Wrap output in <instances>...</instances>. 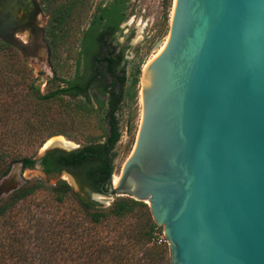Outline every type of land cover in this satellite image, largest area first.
<instances>
[{"label": "water", "instance_id": "95a60500", "mask_svg": "<svg viewBox=\"0 0 264 264\" xmlns=\"http://www.w3.org/2000/svg\"><path fill=\"white\" fill-rule=\"evenodd\" d=\"M26 2L0 0L3 42ZM141 74L135 143L101 195L146 203L170 264H264V0H175Z\"/></svg>", "mask_w": 264, "mask_h": 264}, {"label": "trees", "instance_id": "16d2710c", "mask_svg": "<svg viewBox=\"0 0 264 264\" xmlns=\"http://www.w3.org/2000/svg\"><path fill=\"white\" fill-rule=\"evenodd\" d=\"M87 1L64 0L58 2V0H54L49 3L48 0L46 2V11L50 17L47 36L51 47V63L56 56L54 54L56 47L66 42L67 24L73 16L74 9L78 5H86ZM106 1L101 0L97 5V9L101 13L100 16L104 19L108 17L109 13L116 15L117 12H121L117 17V22H123L126 18L125 3L127 1L121 0V3L118 4L116 1L109 2L102 7ZM92 18L91 26L100 21L96 12L93 13ZM116 25L117 23H114V26ZM105 33L109 34L106 31ZM83 34L88 35V31H82L78 48ZM13 51L14 53H12ZM0 54L9 56L7 63H0V181L9 174L15 163L20 164L24 170L34 168L40 161V166L45 174L59 171L63 167L79 168L83 166L85 168L83 185L95 192H99L101 187L107 190V178L111 168L107 158L103 157L107 156L109 148L115 147L120 135L115 114L120 109L122 99L128 97L133 100L137 96L136 87L139 82L140 66L133 67L132 76L128 81L124 72L126 60L123 54L109 57L102 54L103 57L99 60L90 63L86 61L85 66L91 68L92 74L87 75L86 82L83 83L79 72L81 57L78 51L75 76L71 79L53 78L52 82L63 83L66 86L58 87L41 95L39 86L36 84H32L29 91L18 89L16 84L11 85L12 78L7 81L2 74V69L12 72L14 63H19L16 58L17 53L15 49L0 40ZM98 76L101 77V85L97 92L101 96L105 95V100L98 99L97 92L90 93ZM127 81L129 82L128 86H126ZM28 94L38 104L67 97L70 102L66 106L71 107L70 113L79 114L84 118L95 117V124L97 123V129L101 130L102 135H88L85 145L69 154L48 152L40 159L21 156L17 151L20 142L26 140L27 143H33L40 137L41 129L39 128L43 126V123H40L41 127L36 126L35 123L23 125L22 132L12 126L13 119L9 116L11 113L8 111L11 109L24 110L25 107L22 108L18 104L19 102L21 104ZM24 130L29 132H24ZM41 188H44L41 183H26L6 197L0 198V264H59L60 261L56 263L58 257L65 258L66 256L67 258V254L70 252L72 235L76 241L78 240L82 244V241H86L87 234L90 245H88V250L80 247L86 252V255L81 254L83 256H81V264H129L128 259L124 262V257L129 254L131 248L132 251H136L137 255H141L140 258H136L133 264H161L164 262L166 243L162 239L161 228L148 215L146 203L124 197L116 200L109 209H98L95 201L75 192L65 181H58L48 187L50 197L37 204L40 210L62 207L64 212L60 216L54 215L49 219L43 216L37 217L32 233H29L28 230L20 232L19 213H16L13 206L18 202L29 200ZM128 217L134 219V224L129 228L132 239L130 245H121L119 249L116 247L112 249L105 245L102 239L94 237L102 225L112 220L122 221ZM75 226L85 229L83 230L85 238L80 233L72 234ZM159 239L162 242H159ZM61 263L65 264V262Z\"/></svg>", "mask_w": 264, "mask_h": 264}, {"label": "rangeland", "instance_id": "374dc122", "mask_svg": "<svg viewBox=\"0 0 264 264\" xmlns=\"http://www.w3.org/2000/svg\"><path fill=\"white\" fill-rule=\"evenodd\" d=\"M64 0H58L63 2ZM101 0H88L86 5H78L74 9L73 16L68 20V35L66 42L57 46L53 58V63L47 64L44 53L41 52V57L32 55H23L19 51L15 52L16 58L19 63H14V68L9 70H3L2 74L7 79H11V85H18V89L28 90L32 84L39 86L41 95H45L48 92L55 90L58 87H65L63 83L52 82L53 78L59 77L62 79H71L76 74V57L78 52V45L82 31L87 27L96 6ZM126 18L120 26V30L116 35V41L114 42L115 48L123 54L126 63L124 65V72L127 80L129 81L133 73V67L140 66V74L143 70V66L148 62L157 52L159 47L163 44L169 33V25L171 14L174 6V0H126ZM49 15V13L47 12ZM14 53V51L12 52ZM8 55L0 54V63H7ZM0 64V67H1ZM149 64V63H148ZM79 72L82 75V63L79 67ZM139 74V82L136 87V98L131 100L128 97H124L120 104L119 111L115 114L118 120V129L120 133L119 142L116 144L113 151V175L121 171L125 161L128 159L132 148L135 143L142 101H140V89L141 81ZM127 85L128 86V82ZM127 88V87H126ZM21 93V92H20ZM24 93V92H23ZM25 94V93H24ZM20 98V97H19ZM94 102V100L92 99ZM70 100L67 97H62L61 100L47 101L38 104L31 95L24 97L23 102L19 106L24 110L11 109L8 113L13 119L12 126L16 129H20L22 132V126L27 124H34L40 126L43 123L39 133V138L34 140L33 143H27L26 140L20 142L17 151L21 156L39 158L44 154L43 149L47 151L53 149H66L56 146H50L53 140L66 141L72 147H82L85 145L86 137L88 135L99 136L102 135L101 130L97 129V123L95 124V117L87 118L79 114L73 115L70 113V106H66ZM95 103V102H94ZM17 105V104H16ZM15 105V107H17ZM26 128V127H24ZM24 132H29L24 130ZM102 140V139H101ZM69 141V142H68ZM14 168V165L12 169ZM65 177L64 173L61 174V178ZM16 180L19 185L23 186L26 183H41L44 188L38 190L34 195L25 202L16 203L13 208L16 213H19L18 227L20 232L28 230L32 233L33 224L37 217L43 216L49 219L54 215H61L64 212L62 207H53L50 210H40L37 204L48 199L50 193L47 190L48 187L54 185L56 181L53 178L47 179L38 169H24L18 165L16 167ZM68 180V178H67ZM75 192L80 194V188L78 185L73 184L71 181H65ZM6 197L5 195L0 198ZM124 197L119 195H109L104 198L102 195L95 199L98 209H109L113 203L118 199ZM148 215L151 217L150 211L147 207ZM73 220V219H72ZM134 224L132 217L125 218L122 221L112 220L105 225H102L98 229V233L94 237H99L104 241L105 245L114 249H119L121 245H130L132 239L129 233V228ZM72 226L74 224L72 223ZM77 227V228H75ZM74 227V233H80L84 238V228L80 226ZM161 228V227H160ZM162 237L163 231L161 228ZM88 239V234H87ZM82 241V244L73 237L70 242V252L67 254V258H60L56 260V263L60 261L65 264H81V254L86 255L82 249H89L90 241ZM82 247V249L80 248ZM167 250L164 254V262L161 264H170L169 248L166 243ZM131 248V247H130ZM136 251H132L125 255L124 262L128 259L129 264H133L136 258H140V254L137 255ZM83 257V256H82Z\"/></svg>", "mask_w": 264, "mask_h": 264}, {"label": "flooded vegetation", "instance_id": "af4514ba", "mask_svg": "<svg viewBox=\"0 0 264 264\" xmlns=\"http://www.w3.org/2000/svg\"><path fill=\"white\" fill-rule=\"evenodd\" d=\"M47 1L48 0H27L26 5L23 4L24 5L23 7L25 8L24 12L21 11L18 14L19 22L17 26L10 31V40L13 41L15 44L5 43L2 40L1 41L11 46L16 51H19L23 55H32L36 57L37 56L41 57L40 53L43 52L47 64L50 65L51 47L49 45L48 36H47V28L50 17L46 11ZM52 1L54 0H49V3H51ZM114 1H116L117 4L121 3V0H107L106 2L103 3L102 7L106 6L109 2H114ZM94 12H96L97 16L99 15L100 21L95 23L94 26H91L93 20V18L91 17L92 19H90L89 23L87 24V27L83 30V31H88V35L83 34L81 44L78 48L79 56L81 57V63H82V75L80 74V78H82L83 83L86 82L87 75L92 74L91 68H89V66H85L86 61L90 63L95 60H99L103 57L102 54H104L106 57L120 54V52L115 48L114 42L116 41V35L119 32L120 26L122 24V22H117V17L121 14V12L120 13L117 12L116 15L109 13L108 17L104 19L100 16L101 13L97 9V6ZM114 23H117V25L114 26ZM105 31L108 32L109 34L105 33ZM110 32H112L113 34ZM100 79L101 77L99 76L98 78H96V80L92 85L93 88L90 90V93L97 92V89L101 85ZM96 94L98 99H102V100L106 99L105 95L101 96L98 92ZM120 137L121 136L119 135L117 143L119 142ZM114 148L113 149L109 148L107 152V156L104 155L103 157V158H107L109 166L111 168L110 173L112 174H113L112 159H113ZM78 149L79 147L73 150L53 149L45 152L42 156L36 159L42 158L48 152H60L63 154H69ZM54 155L55 153L53 154V157ZM31 169H38L41 173H43L45 178L47 179L53 178L56 181V183L58 181H71L73 184L78 185L81 193L84 196L90 198L93 201L95 195H101L102 190H105L103 187H101L99 192H95L92 189H89L88 187L83 185V181H84L83 176L85 173V168L83 166L79 168L63 167L59 171L50 174H45L40 166V161H38L35 167ZM62 173L66 175L68 180L67 178L64 179L65 177L61 178Z\"/></svg>", "mask_w": 264, "mask_h": 264}, {"label": "bare ground", "instance_id": "6f19581e", "mask_svg": "<svg viewBox=\"0 0 264 264\" xmlns=\"http://www.w3.org/2000/svg\"><path fill=\"white\" fill-rule=\"evenodd\" d=\"M174 4H175V0H174ZM173 9H174V6H173ZM173 12V10H172ZM172 15V14H171ZM168 37H166L165 41L163 42V44L159 47V49L157 50L156 54L148 61L146 62V64L143 66V70H142V74L144 73V70L146 68V66L148 65V63H150V61H152L156 55L160 52V50L163 48V46L166 44V41H167ZM142 74H141V80H142ZM140 101H141V94H140ZM50 146H56V147H60V148H70V144L67 143L66 141H60V140H53L50 144ZM116 176H114L115 178Z\"/></svg>", "mask_w": 264, "mask_h": 264}, {"label": "built area", "instance_id": "2783aa9c", "mask_svg": "<svg viewBox=\"0 0 264 264\" xmlns=\"http://www.w3.org/2000/svg\"><path fill=\"white\" fill-rule=\"evenodd\" d=\"M162 239H164V242L166 243V239L164 237H162ZM159 242H162V240L159 239Z\"/></svg>", "mask_w": 264, "mask_h": 264}]
</instances>
